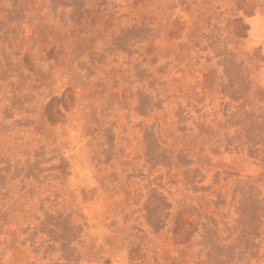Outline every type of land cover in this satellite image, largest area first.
Listing matches in <instances>:
<instances>
[{
	"label": "rangeland",
	"instance_id": "rangeland-1",
	"mask_svg": "<svg viewBox=\"0 0 264 264\" xmlns=\"http://www.w3.org/2000/svg\"><path fill=\"white\" fill-rule=\"evenodd\" d=\"M0 264H264V0H0Z\"/></svg>",
	"mask_w": 264,
	"mask_h": 264
}]
</instances>
